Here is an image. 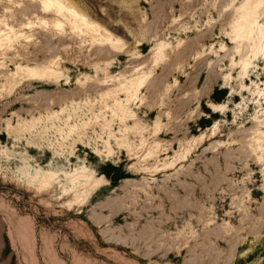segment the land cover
Segmentation results:
<instances>
[{
    "label": "rangeland",
    "instance_id": "obj_1",
    "mask_svg": "<svg viewBox=\"0 0 264 264\" xmlns=\"http://www.w3.org/2000/svg\"><path fill=\"white\" fill-rule=\"evenodd\" d=\"M44 1L0 0V264H264V0Z\"/></svg>",
    "mask_w": 264,
    "mask_h": 264
},
{
    "label": "bare ground",
    "instance_id": "obj_2",
    "mask_svg": "<svg viewBox=\"0 0 264 264\" xmlns=\"http://www.w3.org/2000/svg\"><path fill=\"white\" fill-rule=\"evenodd\" d=\"M47 0H45L44 2H46ZM60 1V0H59ZM43 2V3H44ZM63 2V1H62ZM47 3V2H46ZM45 3V4H46ZM50 3V2H49ZM48 3V4H49ZM54 3V2H53ZM56 3V2H55ZM59 3V2H58ZM58 3H56L57 7H61L60 5L58 6ZM43 5V4H42ZM248 6H246L247 8ZM244 9V12L243 15L241 16L240 20L242 22V25L241 24H237L236 28H235V34H237V37H238V34L241 33V36L239 37L240 40H243V42H247L249 43L248 47H249V52H250V56L252 58H256L259 54H261L263 48H264V34H263V30H262V27L261 25H259L260 23L257 22V20L254 18V8H247V9ZM62 9V8H61ZM256 9V8H255ZM57 11V10H56ZM72 11V10H71ZM243 11V10H242ZM64 12V11H63ZM256 12V11H255ZM62 13V11H61ZM67 13V12H66ZM65 13V14H66ZM72 13V12H71ZM69 14V13H68ZM73 15L75 16L74 12H73ZM258 15V14H257ZM72 16V15H71ZM77 16V15H76ZM79 18H81L79 16ZM78 18V19H79ZM80 20V19H79ZM82 20V18H81ZM84 20V18H83ZM81 21V24H83L84 21ZM258 21H259V18H258ZM237 23V22H236ZM61 24V23H60ZM85 25V24H83ZM9 29V28H8ZM11 30V29H10ZM110 35V34H108ZM79 36V35H78ZM110 37V36H109ZM112 37V36H111ZM5 38V37H4ZM2 39V38H1ZM238 39V38H237ZM3 40V39H2ZM9 40V39H8ZM6 42V41H5ZM1 46V45H0ZM243 63V62H242ZM241 63V64H242ZM250 63V62H249ZM236 65V64H234ZM248 64H243V70L246 69V67ZM30 73H34V72H30ZM50 74V73H49ZM47 75V74H46ZM34 76L35 73H34ZM38 77V76H37ZM41 77V76H40ZM43 77V76H42ZM41 79V78H40ZM217 106V105H216ZM213 109H217L215 106L213 107ZM218 112V110H217ZM260 147V146H259ZM76 171V170H75ZM69 178L71 181L72 184L78 182V181H85L86 183H84L83 185L84 186H89V190H92V189H95L97 187V182L98 180L96 179V181H92L91 178H88V176L86 177L83 173H73V174H70L69 175ZM73 188V187H72Z\"/></svg>",
    "mask_w": 264,
    "mask_h": 264
},
{
    "label": "trees",
    "instance_id": "obj_3",
    "mask_svg": "<svg viewBox=\"0 0 264 264\" xmlns=\"http://www.w3.org/2000/svg\"><path fill=\"white\" fill-rule=\"evenodd\" d=\"M215 96V94L212 95V97ZM103 175L107 178V179H111L113 178V183L120 181L121 179H123L124 177H122L121 175L118 174V170L116 168H112L111 171L109 173H103Z\"/></svg>",
    "mask_w": 264,
    "mask_h": 264
}]
</instances>
